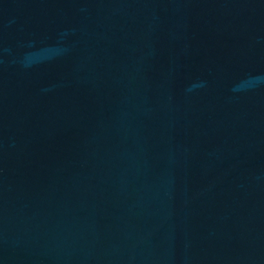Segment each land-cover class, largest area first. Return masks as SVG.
I'll list each match as a JSON object with an SVG mask.
<instances>
[{
  "label": "water",
  "instance_id": "95a60500",
  "mask_svg": "<svg viewBox=\"0 0 264 264\" xmlns=\"http://www.w3.org/2000/svg\"><path fill=\"white\" fill-rule=\"evenodd\" d=\"M0 264H264V200L128 226L0 236Z\"/></svg>",
  "mask_w": 264,
  "mask_h": 264
}]
</instances>
